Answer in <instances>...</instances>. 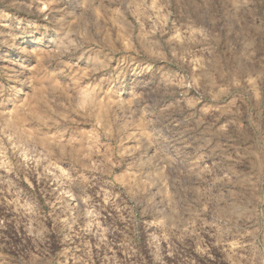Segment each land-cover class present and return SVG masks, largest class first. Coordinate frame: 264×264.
I'll return each mask as SVG.
<instances>
[{
  "label": "rangeland",
  "instance_id": "1",
  "mask_svg": "<svg viewBox=\"0 0 264 264\" xmlns=\"http://www.w3.org/2000/svg\"><path fill=\"white\" fill-rule=\"evenodd\" d=\"M0 264H264V0H0Z\"/></svg>",
  "mask_w": 264,
  "mask_h": 264
}]
</instances>
